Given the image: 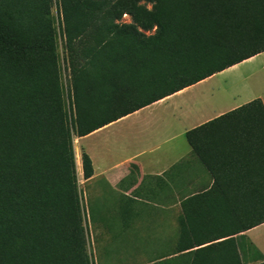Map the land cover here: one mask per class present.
<instances>
[{
    "label": "trees",
    "instance_id": "obj_1",
    "mask_svg": "<svg viewBox=\"0 0 264 264\" xmlns=\"http://www.w3.org/2000/svg\"><path fill=\"white\" fill-rule=\"evenodd\" d=\"M262 51L264 0H0V264H94L74 137ZM185 137L213 178L182 203L209 243L194 256L262 260L225 237L264 223V101Z\"/></svg>",
    "mask_w": 264,
    "mask_h": 264
},
{
    "label": "crops",
    "instance_id": "obj_2",
    "mask_svg": "<svg viewBox=\"0 0 264 264\" xmlns=\"http://www.w3.org/2000/svg\"><path fill=\"white\" fill-rule=\"evenodd\" d=\"M123 18L130 22L128 15ZM263 52L86 135L75 136L74 150L84 149L92 164V174L82 177L80 190L95 264H207L194 256L195 249L209 244L202 243L201 223L193 218L194 201L185 204L191 222L183 227L180 219L182 203L208 190L213 178L185 133L253 98L264 101V87L255 91L251 84L264 65L246 69ZM231 85L229 105L222 90ZM98 216L107 217L106 226ZM225 238H232L237 247L249 242L261 253L262 260L246 264L264 261V223ZM109 242L115 248L105 253L102 247ZM215 264L222 262L216 259Z\"/></svg>",
    "mask_w": 264,
    "mask_h": 264
},
{
    "label": "rangeland",
    "instance_id": "obj_3",
    "mask_svg": "<svg viewBox=\"0 0 264 264\" xmlns=\"http://www.w3.org/2000/svg\"><path fill=\"white\" fill-rule=\"evenodd\" d=\"M125 18V17H124ZM123 18V19H124ZM263 52V51H262ZM264 53V52H263ZM261 65H264V54H262L255 62H254V60H252V61H249V64H247L246 66H247V68L246 69H255L256 67H259V66H261ZM62 66H63V64H62ZM252 67V68H251ZM235 69H238V68H235ZM251 70V71H252ZM237 71H241V70H237ZM63 79H64V83H65V85H67V79H66V75H67V72L65 71V70H63ZM239 76L238 77H240V76H242V74H238ZM255 78H254V80L253 81H251V84H252V87L254 88V90L255 91H261L262 89H263V87H264V68L262 69V72L259 74V75H257L256 74V76H254ZM251 79V78H250ZM227 83H229L228 82V80L226 81ZM234 86H228L227 88H226V90L224 89V90H222V92H223V94H225L224 93V91L226 92V94H227V97H228V104H229V102H230V100L232 99V97L233 96H231V94H232V91H233V88ZM233 88V89H232ZM225 97H226V95H225ZM229 105H231V104H229ZM74 139H75V137H74ZM75 146L76 145H74V149H75ZM81 147H83V146H80V144H79V148H81ZM83 151H85L84 149H82ZM75 151V164H76V170H77V175H78V182H79V188L81 189V184H82V176H81V166H80V161H81V151H80V149H78V147H76V150H74ZM86 152V151H85ZM85 206V205H84ZM89 206H90V202H89ZM84 209H85V207H84ZM86 212V211H85ZM90 212H91V210H90ZM87 213H88V211H87ZM89 215V214H88ZM86 218H87V216H86ZM98 218V220H99V222H103L104 223V225L106 226L107 225V221H106V219H107V217H102V216H98L97 217ZM122 218V217H121ZM104 226V227H105ZM90 230L88 229V232H89ZM122 232H120V234H121ZM89 239H90V232H89ZM114 245L113 244H111L110 242L109 243H107L106 245H105V248L104 247H102V249H103V251L105 252V253H109L110 252V250H114ZM89 250L91 251V253H92V258H93V261H94V255H93V252H92V248H91V246L89 247ZM95 264V263H94Z\"/></svg>",
    "mask_w": 264,
    "mask_h": 264
}]
</instances>
